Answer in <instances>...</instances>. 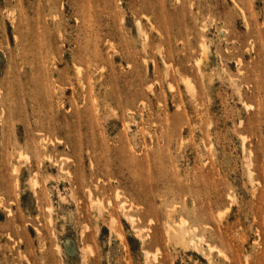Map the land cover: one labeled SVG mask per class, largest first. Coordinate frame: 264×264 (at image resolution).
Returning a JSON list of instances; mask_svg holds the SVG:
<instances>
[{"label": "rangeland", "instance_id": "1", "mask_svg": "<svg viewBox=\"0 0 264 264\" xmlns=\"http://www.w3.org/2000/svg\"><path fill=\"white\" fill-rule=\"evenodd\" d=\"M0 264H264V0H0Z\"/></svg>", "mask_w": 264, "mask_h": 264}, {"label": "bare ground", "instance_id": "2", "mask_svg": "<svg viewBox=\"0 0 264 264\" xmlns=\"http://www.w3.org/2000/svg\"><path fill=\"white\" fill-rule=\"evenodd\" d=\"M81 82H82V81H81ZM129 217H130V216H129ZM194 219H195V218H194ZM181 226H182V225H181ZM182 228H183V227H182ZM184 229H185V228H184ZM186 231H187V230H185V232H186ZM182 232H183V231H181L180 234H182ZM185 234H186V233H185ZM181 236H182V235H181ZM183 237H184V236H183Z\"/></svg>", "mask_w": 264, "mask_h": 264}]
</instances>
